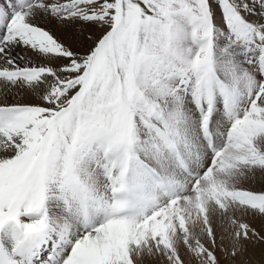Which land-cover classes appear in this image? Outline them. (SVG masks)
Instances as JSON below:
<instances>
[{"label": "snow or ice", "instance_id": "snow-or-ice-1", "mask_svg": "<svg viewBox=\"0 0 264 264\" xmlns=\"http://www.w3.org/2000/svg\"><path fill=\"white\" fill-rule=\"evenodd\" d=\"M0 264H264V0H0Z\"/></svg>", "mask_w": 264, "mask_h": 264}]
</instances>
